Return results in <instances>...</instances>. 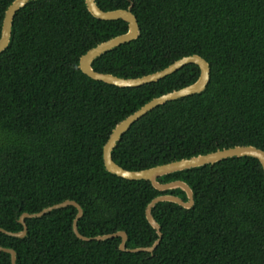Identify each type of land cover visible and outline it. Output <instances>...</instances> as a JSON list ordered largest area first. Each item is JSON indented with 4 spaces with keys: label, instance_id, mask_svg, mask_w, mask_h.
Masks as SVG:
<instances>
[{
    "label": "trees",
    "instance_id": "obj_1",
    "mask_svg": "<svg viewBox=\"0 0 264 264\" xmlns=\"http://www.w3.org/2000/svg\"><path fill=\"white\" fill-rule=\"evenodd\" d=\"M14 0H0V37ZM104 10L132 7L136 39L97 57L96 71L140 77L183 56L210 64L204 91L150 110L122 135L113 159L129 170L153 167L236 145L264 150V0H96ZM128 31L124 19L94 16L85 0H31L14 17L0 52V227L21 231L24 212L75 200L87 237L124 230L127 247L159 237L146 216L152 199L174 194L148 179L107 170L103 149L115 126L154 97L195 82L189 63L139 86L120 87L87 75L80 58ZM194 192L186 208L160 201L152 214L163 233L153 252L124 251L121 237L84 240L73 229L77 207L28 217L18 237L0 231L16 264H264V168L253 156L162 175ZM0 264H12L0 250Z\"/></svg>",
    "mask_w": 264,
    "mask_h": 264
},
{
    "label": "water",
    "instance_id": "obj_2",
    "mask_svg": "<svg viewBox=\"0 0 264 264\" xmlns=\"http://www.w3.org/2000/svg\"><path fill=\"white\" fill-rule=\"evenodd\" d=\"M29 1L31 0H14L7 8L3 20L2 32L0 37V52L5 50L10 43L13 21L17 11L21 9L23 6H25ZM85 1L90 12L99 19H105V20L124 19L128 22L127 32L111 37L106 41L100 42L96 46L90 48L86 53H84L81 56L80 64H79L80 68L84 73H86L93 79L101 80L120 87H132V86L143 85L153 81H158L159 79L175 72L176 70L180 69L181 67L189 63H196L197 65H199L200 75L195 82L180 89H176L164 93L160 96L154 97L146 104H144L142 107L134 111L132 114L127 116L122 121H120L113 129L103 149L104 163L107 170H109L110 172L115 173L126 179H148L152 182V184L156 188L160 190H167V189L180 187L186 191L188 199L184 200L180 196L174 194H163L151 200V202L148 204L146 208V216L149 222L151 223V225L156 229L159 237L155 240V242L152 245L145 247L128 248L127 247L128 234L124 230H120L117 232L108 233L104 235H97L95 237H87L81 234L78 229V220L83 215V208L78 202L70 199L48 206L36 213L24 212L19 219V221L24 225L21 231L13 232V231H8L1 227H0V231L10 235L24 237L28 232V225L26 223V218L42 216L46 212H49L55 208L74 205L75 207H77L78 212L73 221V229L79 238L84 240H92V239L104 240L114 237H121L122 238L120 243L121 250L132 251V252H139V251L153 252L156 249V247L160 244L163 235L160 224L157 222L154 215L152 214L153 207L160 201L176 202L186 208H191L194 204V192L187 182L183 180H174L163 183L158 180L160 176L175 171L206 165L209 163L213 164L222 159L234 157V156L256 157L260 160L264 168V150L254 145H236L233 147L218 149L216 151H212L205 154H198L195 156H191L189 158H182L179 160L170 161L168 163L159 164L145 169L129 170L119 165L113 159V149L116 146L117 142L121 139L122 135L131 127V125L139 118H141L143 115L148 113L150 110L157 107L158 105L164 104L170 100L178 99L184 96H188L204 91L205 88L207 87V84L210 81L211 67L209 62L204 57H202L199 54H192L181 57L180 59L174 61L172 64L161 70L140 77L126 78V77L117 76L112 73H103L96 71L92 66L93 61L97 57L113 49L114 47H117L122 43L136 39L140 34V27L136 15L131 10L132 9L131 6L127 9L119 8L114 10H104L97 4L96 0H85ZM0 250L9 252L11 254L12 264H16L17 253L14 249L3 247L0 245Z\"/></svg>",
    "mask_w": 264,
    "mask_h": 264
}]
</instances>
